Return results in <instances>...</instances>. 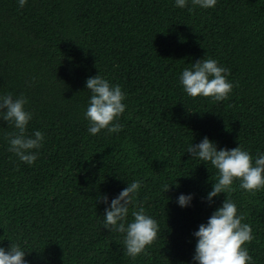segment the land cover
<instances>
[{"label": "trees", "instance_id": "1", "mask_svg": "<svg viewBox=\"0 0 264 264\" xmlns=\"http://www.w3.org/2000/svg\"><path fill=\"white\" fill-rule=\"evenodd\" d=\"M214 58L229 69L226 99L192 98L183 68ZM126 93L118 133H88V77ZM23 95L26 134L44 142L33 165L9 151L16 130L0 119V246L20 244L28 264H192L193 233L209 204L216 169L186 152L207 136L218 148L264 152V0H217L211 9L174 0H0V94ZM134 179L158 223L132 259L123 234L104 228L106 205ZM170 186L166 192V187ZM228 193L252 228L254 264H264V189ZM191 193L180 208L179 194ZM131 219V208L129 213Z\"/></svg>", "mask_w": 264, "mask_h": 264}, {"label": "clouds", "instance_id": "2", "mask_svg": "<svg viewBox=\"0 0 264 264\" xmlns=\"http://www.w3.org/2000/svg\"><path fill=\"white\" fill-rule=\"evenodd\" d=\"M27 0H18L23 8ZM193 6L211 9L217 0H191ZM188 0H174V6L185 8ZM229 69L220 65L214 58H202L190 67L183 68L179 83L185 94L192 98H211L223 101L231 93L233 83L228 80ZM85 87L90 92L84 117L88 121V133L97 135L102 130L118 133L121 125L120 116L125 112L126 93L119 84H112L100 74L88 77ZM28 101L23 96L11 93L0 94V119L16 130L8 137L9 151L21 162L33 165L38 159L39 149L44 142V134L35 130L26 134L27 126L32 120V112L27 110ZM186 152L198 158L204 164L216 169V179L206 193V202L211 204L214 198L225 194L222 204L201 223L193 233L195 248L192 264H254L249 254L247 243L253 239L252 228L244 223L236 203L227 194L239 189L256 193L264 189V152L255 156L238 144L232 149L218 148L207 136L199 143H188ZM143 184L142 179H134L115 197L109 200L105 194L99 199L106 205L103 215L105 229L123 234L126 254L135 259L146 252L157 238L158 223L148 215L143 207L137 206L136 197ZM166 192L170 186H165ZM194 199L191 193L179 194L175 203L180 208L191 207ZM131 208V219L129 213ZM26 251L20 244L10 243L8 248L0 246V264H28Z\"/></svg>", "mask_w": 264, "mask_h": 264}]
</instances>
